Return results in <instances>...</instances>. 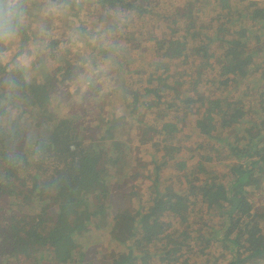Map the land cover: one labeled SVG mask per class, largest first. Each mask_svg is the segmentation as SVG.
Segmentation results:
<instances>
[{"label":"trees","instance_id":"trees-1","mask_svg":"<svg viewBox=\"0 0 264 264\" xmlns=\"http://www.w3.org/2000/svg\"><path fill=\"white\" fill-rule=\"evenodd\" d=\"M85 1L101 29L77 42L106 68L81 86L44 0L22 36L40 49L15 162L0 131V264H264V0Z\"/></svg>","mask_w":264,"mask_h":264},{"label":"clouds","instance_id":"clouds-1","mask_svg":"<svg viewBox=\"0 0 264 264\" xmlns=\"http://www.w3.org/2000/svg\"><path fill=\"white\" fill-rule=\"evenodd\" d=\"M34 0H0V70L5 75L0 78V131L8 134L7 158L9 163L18 158L14 122L19 114L20 81L31 82L32 64L38 55L40 41L31 45H22V36L31 23V10ZM70 7V0H44L42 15L45 17H61ZM41 35H44L41 29ZM81 34L76 33L74 40H79ZM94 39H100L95 37ZM104 43L110 44L113 53L116 52L114 42L104 38ZM31 53V54H30ZM31 148L32 146L29 145ZM2 148V146H0ZM41 149L36 147L34 155L39 156Z\"/></svg>","mask_w":264,"mask_h":264},{"label":"rangeland","instance_id":"rangeland-1","mask_svg":"<svg viewBox=\"0 0 264 264\" xmlns=\"http://www.w3.org/2000/svg\"><path fill=\"white\" fill-rule=\"evenodd\" d=\"M70 1H72V3L75 4V6H74L75 9H77V7L80 5V3L84 4L85 8H81L80 11L76 14V16H73V17H71L69 15L70 12L67 10L66 14L61 16L62 20H60V21L58 20V21H55L53 23V28L50 29V31L53 30L51 33H53L54 35L63 33V35L64 36L67 35V38L69 39L70 37L74 36V33L75 34L77 33V29L79 28V26L86 24V22H90V25L93 26L92 29L90 30V33L92 31H94V32L98 31L97 27H99V26H97V25L101 24V23H99V20H97L96 17H94V15L90 16V14H87L88 11H86V9L91 8L89 1H85V0H70ZM193 1H194L193 4H195V7H199L200 3L197 2V0H193ZM79 8H80V6H79ZM59 19H60V17H59ZM116 20H118L121 23L123 19H121L119 16L118 18H116ZM95 21L97 23H95ZM44 25H45V23H44ZM47 26L48 25H46V27ZM146 27H147V29H145V30H147L148 32H152L155 35L161 36V34L159 32H157L154 28L151 27V23L149 20L146 24ZM99 28L101 29V27H99ZM78 32H79V30H78ZM99 34H101V33H99ZM89 37H90L89 41L91 42V46H94L97 43L103 44L104 38L106 36L104 34L99 35L100 39H94L96 36H90L89 35ZM32 42H29V43L31 44ZM74 42L75 43L71 44L72 46L69 47L68 49L73 53H77L76 54V55H78L77 58L84 59V61H85L84 63L81 64L82 67H80V69H82V70L78 71L79 75L77 76V79H75V78L73 79L74 80L73 86L77 87V86H81L85 82V80H86L85 74L90 75V73H94V72L99 73V71L104 70L103 68H106V67H105V65L95 67L93 65V59L90 57V56H92L91 54H93V53H91V49H88L86 47H82L83 44H81L80 42H77V40H74ZM92 52H93V50H92ZM34 61H36V58ZM98 79L100 81L99 84H101V86H104L105 85L104 84V81H105L104 76L99 77Z\"/></svg>","mask_w":264,"mask_h":264}]
</instances>
